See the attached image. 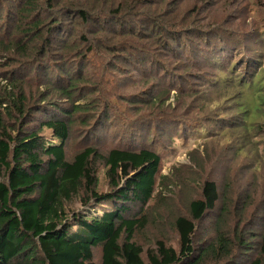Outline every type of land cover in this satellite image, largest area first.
Masks as SVG:
<instances>
[{
    "label": "rangeland",
    "instance_id": "1",
    "mask_svg": "<svg viewBox=\"0 0 264 264\" xmlns=\"http://www.w3.org/2000/svg\"><path fill=\"white\" fill-rule=\"evenodd\" d=\"M150 1L148 10L134 5L132 13L125 15V23H130L131 18L142 17L141 10L152 8L157 14L154 22H137L136 29L144 28L134 35L128 30L115 32L119 26L109 20L110 0H33L29 14L19 12L23 0H0V94L6 78L13 76L32 104L45 81L43 59H55L66 67L81 65L76 103H90L85 112L74 115L65 158L71 161L88 146L102 155L114 147L147 148L160 155L153 198L144 208L134 204L131 209V215L146 219L134 236L143 249L157 239L178 248L174 220L187 213L205 180L216 182L220 198L198 223L197 236L211 242L218 226L260 233L264 228V120L246 131L251 127L232 108L233 96L225 84L228 67L231 75L245 79L264 72V0ZM121 2L125 12L130 1H116ZM83 6L88 22L78 14ZM29 25L41 27L51 39L48 56L36 53L41 43L36 36L24 41L27 48L22 51L19 43ZM59 26L65 35L55 30ZM163 27L180 31L181 43L164 50L166 31L164 38L152 39ZM65 44L73 51L66 52ZM48 99L51 103L43 104L50 111L54 102L70 105L57 92ZM45 117V112L35 114L33 126ZM41 135L50 141L53 137L48 130ZM96 177L97 191L110 189L99 160ZM83 193L65 203L67 211L80 207ZM94 258L99 261V248Z\"/></svg>",
    "mask_w": 264,
    "mask_h": 264
},
{
    "label": "trees",
    "instance_id": "2",
    "mask_svg": "<svg viewBox=\"0 0 264 264\" xmlns=\"http://www.w3.org/2000/svg\"><path fill=\"white\" fill-rule=\"evenodd\" d=\"M110 1L107 11L109 20L119 26L117 33L128 30L137 35L144 28L136 29L137 22L156 20L151 8L141 10L139 19L125 23V15L132 13L134 5L148 10L150 0H129L125 12L121 10L125 3ZM31 2L23 0L19 12L29 14ZM78 14L82 21H89L84 6ZM153 22L148 24L151 30ZM101 25L98 23L97 28ZM59 28L55 30L65 35ZM42 30L28 26L23 34L26 37L19 43L22 51L27 48L24 41L36 36L41 42L36 53L42 58L50 54L47 46L51 39ZM164 31L168 37L164 38ZM180 34L163 27L152 39L163 37L162 47L169 50L174 42L181 43ZM64 47L66 52L73 51L70 45ZM43 61L40 68L45 81L37 101L28 103L13 76L6 78V88L0 94V264H264V228L260 233L229 231L217 224L213 241L205 242L197 236L198 223L216 208L220 198L214 180H205L199 197L190 200L187 213L175 218L178 248L157 239L153 246L143 249L134 236L146 225V219L144 215H131V209L134 204L142 209L153 198L160 155L147 148L116 147L102 155L88 146L68 161L64 145L76 120L74 115L85 112L90 103H76L82 68L61 66L55 59ZM226 69L230 77L225 86L233 96L231 106L251 127L245 128L250 132L264 120V72L245 79L243 75H231V67ZM58 71L60 75L55 74ZM54 92L70 105L54 102L51 111L45 109L43 103ZM40 112L46 117L35 128L33 116ZM42 130L52 132L51 141L41 135ZM98 160L105 167L110 186L104 192L96 190ZM81 191L80 207L67 211L65 203ZM96 248L100 249L99 261L94 258Z\"/></svg>",
    "mask_w": 264,
    "mask_h": 264
}]
</instances>
